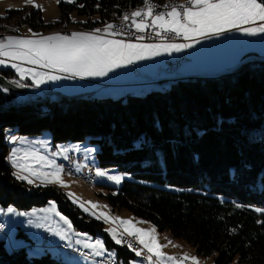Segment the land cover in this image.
<instances>
[{"label":"trees","instance_id":"trees-1","mask_svg":"<svg viewBox=\"0 0 264 264\" xmlns=\"http://www.w3.org/2000/svg\"><path fill=\"white\" fill-rule=\"evenodd\" d=\"M142 1L59 2L54 23H43L39 10L23 17L10 9L3 20L46 31L74 12L84 18L80 26L91 28L115 22ZM0 73L17 80L9 69ZM168 84L117 98L48 92L42 101L7 103L0 93V206L24 210L53 199L76 231L101 235L106 249H115L117 264L135 258L127 245L110 239L102 220L83 213L61 190L15 178L6 159V130L28 136L47 130L53 144L99 146L97 168L129 176L119 188L103 185L112 211L128 210L213 264H264V59L247 54L230 72ZM18 235L30 240L22 231ZM36 246L53 249L42 242L29 248ZM0 264L67 263L49 250L40 256L24 247L9 250L0 239Z\"/></svg>","mask_w":264,"mask_h":264},{"label":"snow or ice","instance_id":"snow-or-ice-1","mask_svg":"<svg viewBox=\"0 0 264 264\" xmlns=\"http://www.w3.org/2000/svg\"><path fill=\"white\" fill-rule=\"evenodd\" d=\"M60 0H57L59 3ZM74 2V0H68ZM144 9L133 11L130 15L122 17L123 26L131 27L136 32L143 33L148 28H153L155 35L161 37L160 43H134L126 42L123 39L108 38L121 35L117 31V25L108 23L103 29H95L92 32H73L71 35L59 33L41 36L33 33L32 38H21L7 36L0 39V65H7L11 62V67L19 74L20 79L31 78L33 86L39 88L49 81L61 79H74L79 77H105L114 69L133 64L137 61L151 59L163 54L182 52L194 47L202 38H212L221 36L231 31L242 32L247 36H257L264 34V0H190L191 6L179 5L171 6L168 11L155 12L151 0H144ZM168 7V6H165ZM130 21V24H129ZM31 32V29H29ZM174 34L175 37H182L185 43L168 42L167 34ZM138 41H143L144 36H137ZM21 62V63H17ZM22 63L37 66L46 71H37L36 68H25ZM64 74V75H60ZM17 87L27 85L19 81H12ZM7 91V89H3ZM16 141L15 137L11 138ZM21 144L29 143L20 141ZM35 143V142H32ZM58 151L51 153L52 157L63 156L68 159L67 153L78 150L69 147L57 146ZM6 159L16 169L13 172L19 181H26L29 185L36 181L40 185L47 186L58 184L66 187L62 178L63 169L56 163L55 159H50L48 155L41 154L40 151L28 148H12ZM79 170V168L77 169ZM97 177H106L115 184H120L123 177L121 175H109L107 172L97 169ZM74 194H69L72 199ZM74 203L78 199H73ZM92 208L98 205L87 202ZM85 212H89V207L84 203H79ZM237 208L241 205L237 204ZM44 213H53L58 216L66 227H51L45 223L32 219L28 224L35 228H45L58 236L61 241H69L67 247H73L70 242L72 236L80 237L75 239L74 244L80 245L83 249L90 250V255L103 257L107 251L105 243L101 239L91 240L86 233L74 232L72 222L56 210L54 202H50V207L41 209ZM256 211H261L256 209ZM4 212V209H0ZM6 214L17 216H35L36 213L17 212L13 207H8ZM96 219H103L105 222L117 224L123 228L122 233H118L117 228H109L106 231L111 235L112 240L117 244H126L136 256H142L146 250L149 255L146 257L148 264H183L184 261L191 260L192 264H198L196 257H189L185 254L182 258L165 256L162 252L164 245H161L156 236V229L150 230L136 227L132 220L113 217L107 213H91ZM43 219H50L48 216ZM4 227L0 224V229ZM125 236L132 237L136 243L142 247H136L132 242L126 241ZM81 255H86L81 253ZM111 255V254H110ZM155 257V261H153Z\"/></svg>","mask_w":264,"mask_h":264},{"label":"rangeland","instance_id":"rangeland-1","mask_svg":"<svg viewBox=\"0 0 264 264\" xmlns=\"http://www.w3.org/2000/svg\"><path fill=\"white\" fill-rule=\"evenodd\" d=\"M60 2L71 3V2H68V0H60ZM10 9L11 10L12 9L13 10L21 9V13H22L23 17H25L26 14H29L33 10H39L41 18L43 20V23H54L55 21L58 20L59 15H60L59 3H57V0H0V19L1 20L5 19L7 17V11ZM77 19H79V18H78V15L76 13H74V12L70 13L69 14V20H71L70 23L66 22L65 24H63L61 26H55L52 29H49L48 31L52 30L53 32L58 33L59 28H63V29H67V28L69 29L70 28L73 30L81 29L82 26H80L76 22ZM13 25H14V23H13ZM0 27H1L0 32L5 31V33L9 32L8 29L12 30L14 28L11 25V22L10 23L2 22V24H0ZM26 29H28V30L18 29V31H20V33H22L23 35L28 34V33L33 34L32 30H31V32L29 31L30 28H26ZM79 32H81V31H79ZM185 42L186 41H184L183 39H182V41H180V43H185ZM175 43H179V42H175ZM186 50L189 51L188 55L185 54V50H184V51H182V53H177L176 54L177 57L170 58V59H164L162 62L156 63L155 68L153 70H152V65L149 64L147 67H143V66H146L147 64L143 65V64H140L138 62H135V63L130 64V65H126V66L121 67V68L114 69L113 71L109 72L108 78L110 80L112 79L115 81L108 82V84H104V83L97 84V83H95V87L97 86L96 87L97 90L95 89V91H93L92 93L95 96H110L113 98L120 97L121 95L125 96L126 93H123L125 91V86H124L125 84L120 83V82L137 81V79L141 80L140 74L150 75L149 72L153 71V73H154V71L156 70L157 67L165 66L168 61L175 60V58H179L180 56H185L186 59L182 62V64L177 69V73H173L172 76L176 77L177 75L184 73V70H186V69H188V71H185V74H186V72H188L187 74H192V73L198 74L195 76H208V75H205L207 73H203V72H209L210 73L211 70L217 68L216 65L218 64V60H216V56L218 55V53L205 52L204 50H202V52L200 53L199 51H197L196 49H193V48H189ZM136 69H138L140 71L139 74H138V71ZM145 69H148L149 71H144ZM134 72L135 73L137 72L138 78L134 75ZM200 73H203V75H199ZM52 82H53L52 86L58 84V85H60V89H62V91L65 92V93H63V92L58 91V92H60L59 94L67 95V96L87 93V92H84V90H86L87 86H89L91 84V82H89V80L87 81L85 78L81 79L79 77H76L74 79H66V80H62V81H52ZM156 85H157L156 86L157 88H154L151 86L150 83H146V84H143V87H147V91H150L152 89L165 90L169 87V84H164V85L156 84ZM113 88H115L116 90H112ZM129 88H132V85H131V87L128 86V89ZM137 88H139V86H137ZM40 89H42V88H40ZM52 96L54 97L55 94L53 93ZM49 133H50L49 131L43 130L42 131L43 137L37 138L38 140L36 141L35 146H29V149L38 150L41 152V154L48 155L50 159H55L56 163H57V161L61 159L60 156H55V157L51 156L50 146H49L51 144V142H50V140L45 141L46 139L44 138L45 134L49 135ZM19 136L20 135H17V137H15V138H18ZM57 146L69 147L71 149H78V150H74L73 152H75L76 154L82 153L85 156L88 155V156H90V158L95 157V152L99 148V146H97L95 144H89L88 142H82V143L74 142V143H68L65 145L58 143V144H56V147ZM94 150H96V151H94ZM57 151H58V148H57ZM10 152H11V150L8 152V155L10 154ZM61 157H63V156H61ZM94 164H96V163H94ZM91 166L97 167L96 165H91ZM78 168L79 167L76 165L75 171L77 173L80 171V169L77 170ZM97 169H99V168H97ZM105 169H108V168H105ZM100 170H103V169L100 168ZM15 171H16V169H15ZM15 171H13V172H15ZM103 171H105V170H103ZM107 173L109 175H121L123 177L121 183L117 185L114 182L108 180L106 177H97L96 176L94 185L89 186V185H85L81 180L76 179L74 176L69 175V174H65L64 172H62V178L65 181V184L67 186L62 187L58 184H53L51 186H54V187L58 188L59 190H61L63 193H65L67 195L68 199L85 214L92 215L91 214L92 212H95L96 214L104 212V213H107L113 217H120L121 219H128V220L135 221V223L134 222L133 223L136 225V227H139L141 229H145V230L152 229L154 226L150 222L136 218L131 212H129L126 209L115 210V211L111 210V208L108 206V204L106 202V199L104 198L105 190L103 188V185H110L114 188H119L123 184L124 180L128 179L129 176L126 174L117 173V172H107ZM32 185H40V182L36 181ZM69 194H74V197L72 199H70ZM73 199H78V202L74 203ZM89 201L92 204L98 205L99 207L92 209L87 203ZM50 202H54L56 205V210L58 212H60L57 208L56 202L53 199L49 200L46 204H44L42 206H33V207H30V208L24 209V210L16 209L13 206H7V207L0 206V209H4V212H0V223H2L4 225L3 230L0 231V239L4 240L6 248L9 250H14V249L24 247L26 249V251L28 252V254L32 255V256H40L41 254H44L46 251L49 250V252L52 255L56 256L58 259H60L64 262H66L67 264H98V262L96 260L98 257L92 256V255L88 256V257L87 256H80V255H76L74 253H70L69 251H61V250L59 251L58 250L59 248H57L56 246H51V241H49V240H47V241L50 242V246H51L50 248H53V249L45 250L44 248L39 247V246H36L33 249L29 248L31 244H37L38 245V244H40L41 241H42V245L44 247L49 248V246H47L48 242L41 238L43 231H46L49 233L50 238L53 240V243H56V244L63 243L66 246L69 243V241H61L58 236L53 235L52 232L46 230L45 228H39L38 229V228H35L33 225L28 224V220L32 219L34 222L39 221V222L45 223L46 225H50L51 227H66V225L63 224V221H61L58 216H55L53 213H44L41 211V209H45V208L50 207ZM79 203H84L85 207H89V209H90L89 212H85L83 210V208H81L79 206ZM8 207L15 208L17 210V212H25V213L35 212L36 215L35 216H17L15 214H6V210ZM62 215L65 216L64 214H62ZM45 216H48L50 219H47V220L43 219V217H45ZM92 216H94V215H92ZM65 217H67V216H65ZM100 220H102V222H103V228H104L103 230L108 234V236L110 237L111 240H112L111 235L109 234L108 231H106L107 229L113 228V227L123 229L122 227H120L118 225V223L112 224L111 222H105L103 219H100ZM73 229H74V227H73ZM19 231L24 232L28 236V238H30V240H27L23 236L18 235ZM74 232L85 233V232L76 231L75 229H74ZM86 234L89 238H91L92 241H94L95 239H101L102 241H104V239L102 238L101 235L93 236V235L88 234V233H86ZM155 234H156L158 241L161 245H163L164 241L166 242V241L172 240V242L174 243L173 246L171 245L174 249L173 252H170L172 254V257H176L179 259V258H182L185 254H187L189 257H191L190 256L191 251L193 252L194 257H196L192 248H190L183 241L172 239L167 233H164V232L160 233L157 230H156ZM77 238H80V237H76L75 235L72 236V240L70 242L73 244V247H68V249L72 250V248H75V250L80 249L81 251L90 252V250L83 249L80 245L74 244V241ZM11 243L14 247L10 246ZM106 250H107L105 252L106 256H110L112 258H115V249H106ZM145 254H146V256H145ZM165 254H169V251L166 250ZM147 255H149V253H143V255L139 256V257L135 255V259L130 260L129 264H146ZM197 261H198V264H213L212 260L209 258L208 259L207 258H197ZM166 262H165V264H166ZM183 263L184 264H192V261L189 259L187 261H184ZM234 264H240V263L235 262Z\"/></svg>","mask_w":264,"mask_h":264},{"label":"crops","instance_id":"crops-1","mask_svg":"<svg viewBox=\"0 0 264 264\" xmlns=\"http://www.w3.org/2000/svg\"><path fill=\"white\" fill-rule=\"evenodd\" d=\"M179 1H181V2L189 1L190 2V0H179ZM18 10H21V9H18ZM133 11H135V10H133ZM78 18L79 19L76 20L77 23L84 21V18H81V17H78ZM2 22H8V23L11 22V25L14 28L12 30L8 29L9 32H6V33H5V31L4 32H0V34H1L0 39H2L4 37H7V36H16V37H21V38H32V34L28 33V34L23 35L22 33H20V31H18V29L28 30L26 28H30L33 31V33H38L41 36H48V35L56 34V32H53L52 30L44 31V30L34 29L33 27H31L27 23L16 24L14 20L7 21V20H1L0 19V24H2ZM66 22L70 23L71 20L68 19L67 21H64L63 24H65ZM13 23H14V25H13ZM0 29H1V27H0ZM75 32H79V31H75ZM81 32H83V31H81ZM84 33H87V32H84ZM108 38H110V37H108ZM115 39H117V38H115ZM134 43H141V42H134ZM192 48L196 49L200 53L202 52V50H204L205 52L218 53V55L216 56V60H218V64L216 65L217 68L211 70L210 73L209 72H203V73H207L205 75H208V76L220 75V74H223V73L230 72L234 68L239 66L242 63V61H243V57L245 55H247V54L250 57L264 59V34H259L257 36H247V35L243 34L242 32L231 31V32L225 33V34H223L221 36H214V37H212L210 39L206 38V37L202 38V39H200V42L199 43H195L194 47H192ZM179 53H182V52H179ZM188 53H189V51L185 50V54L188 55ZM176 54H177L176 52L172 53L171 55L163 54L161 56H156V57H152L151 59H146V60L137 61V62L140 63V64H143V65L147 64L146 66H143V67H147L150 64V65H152V70H153L155 68L156 63H160L164 59H170V58L177 57ZM185 59H186V57H185ZM17 63H21V62L17 61ZM22 66L25 67V68H29V67L36 68L37 71H46L45 69H41V68H39L37 66L29 65L27 63H22ZM5 69L11 70L14 73L17 81H21L24 84L29 83L28 85H32L33 86V82H32V79L30 77L26 78V79H23V80L20 79V76L16 72V70L11 67V62H8L7 65H0V70H5ZM136 70L138 71V73H140V71L138 69H136ZM144 71H149V70L145 69ZM185 71H188V69L184 70V73L179 74L176 77L172 76L173 73L163 72V73H161L158 76L157 79H155L154 82H143V81L137 79V81H127V82H120V83L125 84L124 85L125 86V91L123 93H126V94H128V93H130V94H143L144 92L147 91V87H143V84L150 83L152 87L157 88L156 84H158V85L159 84H162V85L168 84L174 78L195 77V75H198L196 73L187 74L188 72H186V74H185ZM149 73H150V75L154 74L153 71L149 72ZM203 73H200L199 75H203ZM60 75H64V74H60ZM134 75L138 78L137 72L136 73L134 72ZM85 79L87 81L89 80V82H91V84L89 86H87L86 90H84V92H87V93H92L93 91H95V89L97 87V86L95 87V83H97V84H99V83L108 84V82L115 81V80H112V79L110 80L108 78V75L105 76V77H85ZM62 80H66V79H61V80H58V81H62ZM52 85H53V82L49 81V82H47L45 84H42L39 88H42V89L47 90L48 92H50L48 97H51L53 95V93H55V94H59L60 92L65 93L64 91H62V89H60V85H58V84H56L54 86H52ZM131 85H132V88L128 89V86L131 87ZM137 86H139V88H137ZM112 90H116V89L113 88ZM58 91H60V92H58ZM82 94H84V93H82ZM121 96H123V95H121ZM12 137H17V135H15L13 133H9L8 134L7 139H10L9 143H8L10 145L9 146V151L12 150V148H14V147H16V148H28L29 149V146H35L36 141L38 140L37 138L43 137V135H42V132L39 133V134H36V135H30V136H28V135H20L19 136L20 138H18L17 141H15V142H12V140H11ZM44 138L46 139L45 141H47V140L49 141L50 140V142H51V144L49 145L50 146V154L52 152H54V151H57L56 144L52 143L50 133H49V135L45 134ZM21 140L28 141L29 143L21 144L20 143ZM32 142H35V143H32ZM68 143H74V142H67V143H60V144H64L65 145V144H68ZM94 151H96V150H94ZM77 155L82 156L81 163L80 164L79 163L76 164L79 167V169H80V167L82 165H85V164H88V163H91L92 165H94V162H96V158L95 157L90 158V156H88V155L85 156L82 153L81 154L77 153ZM60 158L61 159L57 161L58 165H59V162L63 159V157L60 156ZM9 164L12 167L10 162H9ZM12 169L15 171V169L13 167H12ZM136 218H138V217H136ZM141 220H143V219H141ZM133 222L135 223V221H133ZM52 242H53V240H52ZM59 244H61V243H59ZM163 245H164V248L162 249V252L165 254L166 250L169 251V254H165V256H172V254L170 253V252H173V250H174L173 247H172L174 245L172 240L166 241V242L164 241ZM10 246L14 247L12 245V243L10 244ZM72 249H75V248H72ZM77 250H80V249H77ZM61 251H69V249L68 250H61ZM104 256H106V255H104ZM145 256H146V254H145ZM190 256L194 257L192 251L190 252ZM108 257H110V256H108ZM196 257L197 258H204V257L198 256V255H196ZM113 259H115V258H113ZM169 263L171 264V262H169ZM146 264H148L147 260H146Z\"/></svg>","mask_w":264,"mask_h":264},{"label":"built area","instance_id":"built-area-1","mask_svg":"<svg viewBox=\"0 0 264 264\" xmlns=\"http://www.w3.org/2000/svg\"><path fill=\"white\" fill-rule=\"evenodd\" d=\"M144 7H145V3H144ZM168 10H170V8L162 9V10H155V12L158 13L161 11H168ZM129 24H130V21H129ZM82 28H84V27H82ZM101 29H103V28H101ZM121 32H122L121 35H117L114 38L123 39L126 42H141V43H160L161 42V37H158L155 35L153 28H148L145 30V32L139 33V32H136V30L134 28L125 27V26H123V23H121ZM137 36H144L145 39L143 41H138L136 39ZM167 36L169 38L168 42H180V41H182V37H175L174 34L169 33V34H167ZM109 37H111V36H109ZM184 60H185V57L180 56L179 58H176L175 60L168 61L165 66L157 67L156 70L154 71L153 75L140 74L141 81H143V82H154L155 79L163 72L177 73V69L179 68L180 64H182V62ZM18 138H20V137H18ZM18 138H16V141ZM9 140L10 139H4L5 142H9ZM67 155L69 157L67 159V167H62V169H68V171H70L71 173H77L75 171V165L77 163H79V164L81 163L82 156L77 155L73 151H70ZM96 170L97 169L92 168L91 163H88V164L82 165L80 167V171L78 173H80L82 175V177L85 178L86 180H92L93 178H96V175H95ZM104 170H105V172H107L106 169H104ZM117 231H118V233H122L123 229L117 228ZM41 238L51 240V246H56L57 248H67L68 249V247L62 243L61 244L53 243L52 239L50 238L49 233L46 231H43ZM124 238L127 239L128 241L132 242L133 245L137 247V243L132 237L125 236ZM69 251L74 253V254L75 253H85L87 255V257L91 256L90 252H88V251H81V250H75V249H72ZM144 253H147V252L144 251ZM153 258L155 261L156 258L155 257H153ZM96 260H97L98 264H117V262L113 258H108V256L98 257ZM166 264H170V263L166 262Z\"/></svg>","mask_w":264,"mask_h":264},{"label":"bare ground","instance_id":"bare-ground-1","mask_svg":"<svg viewBox=\"0 0 264 264\" xmlns=\"http://www.w3.org/2000/svg\"><path fill=\"white\" fill-rule=\"evenodd\" d=\"M144 0L140 3V4H138L136 7H134V8H130V9H125V10H123L122 12H121V14L117 17V19L115 20V22H113L112 24H114V25H117L118 27H117V31H121V23H123V20H122V17L125 15V14H128V15H130L131 14V12L133 11V10H138V9H144ZM151 3H152V5L154 6V8H155V10H162V9H168V8H170L171 6H178L179 4L180 5H185V6H190L191 4H190V2L189 1H183V2H181V1H179V0H161V1H159V0H151ZM165 6H168V7H165ZM105 26H94V27H92L91 26V28H81V29H78V30H73V29H63V28H57L58 29V32L60 33V34H63V35H71V33H73V32H75V31H83V32H87V33H89V32H91V31H94L95 29H97V28H99V29H101V28H104ZM77 28V27H76ZM0 36H1V34H0ZM181 65V64H180ZM9 133H15V132H13L11 129H8V130H6V132H5V139H7V136H8V134ZM12 135V134H11ZM94 163H96V162H94ZM59 165L61 166V167H67V159H63L62 161H60L59 162ZM92 165V164H91ZM94 165H96V164H94ZM97 166V165H96ZM98 167V166H97ZM97 167H95V166H92V168H94V169H97ZM100 169V168H99ZM63 172L65 173V174H69V175H72V176H74L76 179H79V180H81L85 185H89V186H92V185H94V183H95V178H93L92 180H86L85 178H83L82 177V175L80 174V173H71L70 171H68V169H63ZM1 231H2V229H1ZM42 239H44V238H42ZM125 239V238H124ZM44 240H46L47 241V239H44ZM126 241H128L127 239H125ZM49 241H51V240H49ZM49 241H47L48 242V244H47V246H49V248L51 247L50 246V242ZM42 242V241H41ZM130 242V241H129ZM44 244V243H43ZM126 245V244H125ZM137 247H141L140 245H138L137 244ZM58 250H68L67 248H59ZM70 253H72V252H70ZM76 255H80V256H87V255H81V253H75ZM85 254V253H84ZM108 258H111V257H108ZM153 261H154V258H153Z\"/></svg>","mask_w":264,"mask_h":264},{"label":"water","instance_id":"water-1","mask_svg":"<svg viewBox=\"0 0 264 264\" xmlns=\"http://www.w3.org/2000/svg\"><path fill=\"white\" fill-rule=\"evenodd\" d=\"M17 81V80H16ZM22 83L21 81H19ZM24 84V83H23ZM26 87H17L15 83L8 80L5 76L0 73V93L3 95L7 103H22L26 101H42L47 95L48 91L37 88L32 85ZM3 89H7L4 91ZM107 172L114 171L113 168L106 169Z\"/></svg>","mask_w":264,"mask_h":264}]
</instances>
